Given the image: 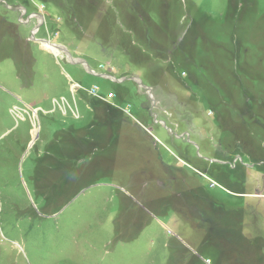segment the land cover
<instances>
[{"label": "rangeland", "instance_id": "obj_1", "mask_svg": "<svg viewBox=\"0 0 264 264\" xmlns=\"http://www.w3.org/2000/svg\"><path fill=\"white\" fill-rule=\"evenodd\" d=\"M0 264H264V0H0Z\"/></svg>", "mask_w": 264, "mask_h": 264}, {"label": "bare ground", "instance_id": "obj_2", "mask_svg": "<svg viewBox=\"0 0 264 264\" xmlns=\"http://www.w3.org/2000/svg\"><path fill=\"white\" fill-rule=\"evenodd\" d=\"M43 43H44V45H45V48H48V50H51V51L54 52L55 54L60 53V52L58 51V49H57L56 46H52V45L47 44V43H45V42H43Z\"/></svg>", "mask_w": 264, "mask_h": 264}]
</instances>
